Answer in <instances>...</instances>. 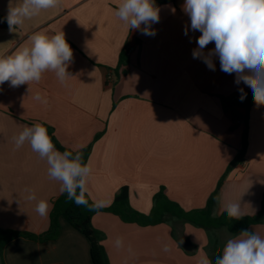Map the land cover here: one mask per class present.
I'll use <instances>...</instances> for the list:
<instances>
[{
	"label": "crops",
	"instance_id": "1",
	"mask_svg": "<svg viewBox=\"0 0 264 264\" xmlns=\"http://www.w3.org/2000/svg\"><path fill=\"white\" fill-rule=\"evenodd\" d=\"M21 2L11 0V6ZM118 2L60 0L57 7L25 19L13 31L8 24L0 27V56L30 45L28 38L35 32L63 31L73 50L68 68L73 77L63 84L47 72L39 83L0 86L1 229L43 234L54 203L64 194L59 182L48 177L46 162L27 142L15 148L13 138L24 125L35 123L52 129L60 145L73 153L91 147L88 196L91 201L104 200L103 208H109L127 187L130 205L144 215L151 213L154 196L161 189L186 211L204 209L215 192V217L226 213L229 202H241L244 216L262 211L264 106L256 107L253 101L245 162L222 181L242 148L246 125L224 110L221 98L236 101L240 88L247 97L253 95L251 89L242 82L237 85L234 73L221 71L218 58H214L215 71L193 59L200 33L184 35L185 26L190 25L182 8L184 0H155L160 9L159 22L152 25L155 36L128 31L114 14ZM9 3L0 0L3 19ZM212 48L214 43L206 51ZM126 49L129 63L120 66ZM37 93L46 97L47 105L34 99ZM244 102L237 105L242 115ZM26 188L35 192L37 201L49 202L46 217L35 211L37 201L25 199ZM60 223V235L53 242L26 238L10 242L3 252L4 264H93L88 240L66 220ZM92 224L104 236L109 264H197L201 253L211 258L215 242L210 232L179 221L141 227L99 212ZM215 231V244L220 243L218 237L223 239L218 245L222 251L234 236ZM250 231L264 236V223ZM117 237L124 240L121 249L115 247ZM186 240L192 249L183 247ZM164 244L169 252L162 250ZM129 245L132 252L127 250Z\"/></svg>",
	"mask_w": 264,
	"mask_h": 264
},
{
	"label": "clouds",
	"instance_id": "2",
	"mask_svg": "<svg viewBox=\"0 0 264 264\" xmlns=\"http://www.w3.org/2000/svg\"><path fill=\"white\" fill-rule=\"evenodd\" d=\"M59 3L60 0H22L13 7L10 0L4 19L9 30L13 31L25 19L55 8ZM182 8L190 20V25L184 28V35L188 36L189 31L200 33L195 38L197 47L192 50L193 59H200L209 70L215 71L214 58H218L220 70L234 73L237 85L242 82L251 89L255 106H264V0H184ZM159 12L155 0H119L114 10L115 16L127 26L128 31L141 30L147 36L156 35L152 25L159 22ZM28 39L30 45L22 44L12 54L0 56V86L5 82H9L12 88L39 83L47 72L54 73L62 84L73 77L68 71L73 62V50L63 31L53 35L35 32ZM213 43L214 48L206 51L207 46ZM239 92L243 101L247 93L243 88ZM34 99L48 104L46 97L40 93ZM13 140L16 149L27 142L31 150L46 162L48 177L59 182L61 193H66L69 200L90 211L98 212L106 206L102 199H94L89 204L86 198L92 168L84 162L82 151L61 152L41 123L24 125ZM24 191L28 193L25 197L27 201H37L32 189ZM50 207L47 200L40 199L35 211L46 217ZM225 210L230 219L240 220L244 216L241 202H229ZM114 243L117 249L124 247L122 237H117ZM127 250L132 252L130 245ZM162 250L169 252L170 248L164 244ZM197 264H264V236L243 229L226 241L214 259L207 253H201Z\"/></svg>",
	"mask_w": 264,
	"mask_h": 264
},
{
	"label": "trees",
	"instance_id": "3",
	"mask_svg": "<svg viewBox=\"0 0 264 264\" xmlns=\"http://www.w3.org/2000/svg\"><path fill=\"white\" fill-rule=\"evenodd\" d=\"M161 2L162 0H158V3ZM4 24H7V22L0 16V27ZM128 63V50L126 49L120 55L119 64L120 66H127ZM123 74H126V70L123 71ZM243 101H245L244 115L240 114L237 109V105ZM243 101H241L240 98H238L236 101H228L224 98H221L224 110L230 111L235 121L243 120L246 125L242 140V148L236 158L229 165L224 177L222 178V181L234 168L242 165L245 162L247 155L249 138V112L253 105V95L249 97L246 96ZM46 128L48 129V133L52 137L56 148L61 152L67 150L57 141L53 134V130L49 127ZM90 151L91 147L82 152L85 163H87L89 159ZM216 195L217 192H215L209 198L207 206L204 209L186 211L177 203L172 202L166 196L165 190L161 189L160 192L154 196V205L151 213L144 215L134 210L130 205L129 189L127 187L120 190V192L116 195L113 204L109 208H102L98 212L90 211L85 206L77 205L73 200H69L67 194L64 193L54 203L52 212L50 214L49 228L43 234L35 235L31 233L4 230L0 228V264H4L3 252L5 247L15 239L26 238L38 243L53 242L57 240L61 232V219L66 220L76 231H78L88 240L90 243V252L93 264H109L105 248L102 244L104 236L98 232L92 224L93 216L99 212L111 213L125 223L136 224L141 227L157 226L161 224H168L172 221H179L194 225L204 229L207 232L224 228L231 236L239 234V232L243 229L250 230L251 227L264 223V198L262 211L260 214L257 216H244L240 220H235L228 218L227 213H223L219 217H215L213 215V212H215L216 208ZM86 198L89 200V204H91L92 201L88 195ZM220 251L221 248L219 246H213L211 249V258L214 259V257Z\"/></svg>",
	"mask_w": 264,
	"mask_h": 264
},
{
	"label": "rangeland",
	"instance_id": "4",
	"mask_svg": "<svg viewBox=\"0 0 264 264\" xmlns=\"http://www.w3.org/2000/svg\"><path fill=\"white\" fill-rule=\"evenodd\" d=\"M221 230H224V232H227L226 229H223V228H222ZM215 235H218V232L216 233L215 230H212V231L210 232V239L212 238L211 240H214V241L216 242V239H213V237H214ZM217 239L219 240L220 243H219V244H217V243L215 244V242H214V246H215V245H217V246H218V245H222V243H223V239L220 238V237H218Z\"/></svg>",
	"mask_w": 264,
	"mask_h": 264
},
{
	"label": "water",
	"instance_id": "5",
	"mask_svg": "<svg viewBox=\"0 0 264 264\" xmlns=\"http://www.w3.org/2000/svg\"><path fill=\"white\" fill-rule=\"evenodd\" d=\"M183 247H184L186 250H190V249H192V247L190 246V242H189V240H186V241L183 243Z\"/></svg>",
	"mask_w": 264,
	"mask_h": 264
}]
</instances>
